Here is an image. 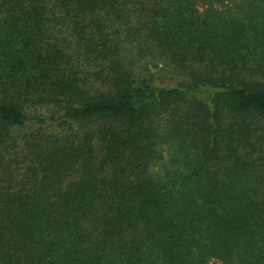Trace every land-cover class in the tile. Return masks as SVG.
Masks as SVG:
<instances>
[{"label":"trees","instance_id":"1","mask_svg":"<svg viewBox=\"0 0 264 264\" xmlns=\"http://www.w3.org/2000/svg\"><path fill=\"white\" fill-rule=\"evenodd\" d=\"M229 2L0 0V264H264V0Z\"/></svg>","mask_w":264,"mask_h":264},{"label":"rangeland","instance_id":"2","mask_svg":"<svg viewBox=\"0 0 264 264\" xmlns=\"http://www.w3.org/2000/svg\"><path fill=\"white\" fill-rule=\"evenodd\" d=\"M236 2V0H233V2H229V3H227V5H228V7L229 6H231L232 4H234ZM203 4L202 3H200V2H198V8H199V10L200 11H202L203 10V8L205 7V6H202ZM215 7H217V8H220V9H223L224 8V6H220V5H215ZM227 8V7H226ZM226 8H224V9H226ZM211 264H221L220 262H218L217 260H211V262H210Z\"/></svg>","mask_w":264,"mask_h":264}]
</instances>
